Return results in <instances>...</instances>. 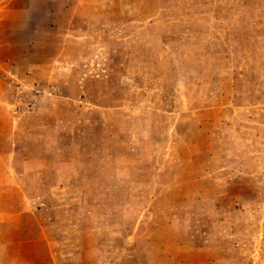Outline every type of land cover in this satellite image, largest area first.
I'll use <instances>...</instances> for the list:
<instances>
[{"label": "rangeland", "instance_id": "374dc122", "mask_svg": "<svg viewBox=\"0 0 264 264\" xmlns=\"http://www.w3.org/2000/svg\"><path fill=\"white\" fill-rule=\"evenodd\" d=\"M0 264H264V0H0Z\"/></svg>", "mask_w": 264, "mask_h": 264}]
</instances>
